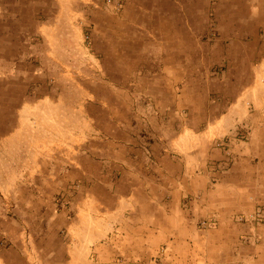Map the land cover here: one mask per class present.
<instances>
[{"label": "rangeland", "instance_id": "374dc122", "mask_svg": "<svg viewBox=\"0 0 264 264\" xmlns=\"http://www.w3.org/2000/svg\"><path fill=\"white\" fill-rule=\"evenodd\" d=\"M262 52L264 0H0V264H264Z\"/></svg>", "mask_w": 264, "mask_h": 264}, {"label": "crops", "instance_id": "0c3cea01", "mask_svg": "<svg viewBox=\"0 0 264 264\" xmlns=\"http://www.w3.org/2000/svg\"><path fill=\"white\" fill-rule=\"evenodd\" d=\"M252 62L255 63L254 66L259 74L258 85L256 86V88L258 89V91L261 93V96H262L264 95V55H263V52L255 55ZM174 194H175L174 196H177L176 198H174V201H180L181 199L180 196L183 195V192H178ZM174 206L176 208H171L169 210V214L167 213V208H161L162 210H160L159 208V212L161 213L164 212L163 214H164L165 219H167V221H169L168 222L169 225L173 227V228L171 227L167 228V233L169 234V236H174V235L178 236L180 234L181 228L184 229L188 226L187 221L183 217L182 214L190 210L181 209L180 207L177 209V206L176 205ZM192 213H193V210H192ZM150 218L152 219V217ZM151 219L148 220V224L151 221ZM154 222L156 223V215L153 214L152 225L154 224Z\"/></svg>", "mask_w": 264, "mask_h": 264}]
</instances>
